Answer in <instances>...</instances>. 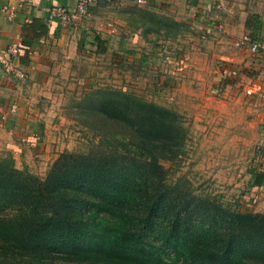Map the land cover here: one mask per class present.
I'll use <instances>...</instances> for the list:
<instances>
[{"label": "trees", "instance_id": "16d2710c", "mask_svg": "<svg viewBox=\"0 0 264 264\" xmlns=\"http://www.w3.org/2000/svg\"><path fill=\"white\" fill-rule=\"evenodd\" d=\"M125 20L144 36L181 27L146 8ZM256 20L244 22L250 34ZM21 33L25 65L46 24L32 19ZM92 42L104 51L99 36ZM66 111L98 137L86 153H60L43 178L0 158V264H264V213L164 184L160 162L178 158L187 138L177 113L110 88L84 93ZM263 184L261 169L251 185Z\"/></svg>", "mask_w": 264, "mask_h": 264}, {"label": "crops", "instance_id": "0c3cea01", "mask_svg": "<svg viewBox=\"0 0 264 264\" xmlns=\"http://www.w3.org/2000/svg\"><path fill=\"white\" fill-rule=\"evenodd\" d=\"M172 1H165L168 4L165 5L164 0H146L147 4L140 6L183 24L195 21L194 27L196 24L201 26L197 30L190 28L192 34L185 35V40L199 44L198 52L182 50V55L178 54L180 59L173 57L167 61L168 64L171 62L169 67H188L189 70L198 67L202 71L208 69L203 67H214L213 73H218L216 80L224 85L223 91L240 87L247 98V112L256 119L260 117L258 124L264 125V58L250 54L246 49L249 42L264 38V0H186L180 7L172 5ZM234 1H240V4ZM75 2L0 0V154H9L17 168L20 164L36 169L33 159L47 155V143L45 145L42 139L40 145L39 139L49 133L46 128L50 120L62 121L61 102L73 94L70 90L74 87L69 85L78 79L73 75L74 67H105L115 62H122L126 67L138 62L142 66L140 62L144 60L152 65V49L146 48L151 34L144 36L139 27L129 28L125 25V16L122 20L104 17L105 12L95 7L96 4L90 10L89 19L66 26L46 22L49 7L59 4L73 9ZM3 6L15 9L16 16L12 21H8L1 11ZM249 15H255L259 24L253 34L244 27ZM32 19H40L46 24V34L29 46L27 63L20 64L24 77L15 79L6 72V49L21 41L22 25ZM95 35L103 40V52L96 51L92 42ZM233 38L242 41L240 49L233 46ZM112 39L118 41L119 50H115ZM239 68H245L246 74H237L236 80L229 79ZM90 81L83 79L82 86ZM169 83L172 87L173 82L167 81ZM82 89L86 90V85Z\"/></svg>", "mask_w": 264, "mask_h": 264}, {"label": "rangeland", "instance_id": "374dc122", "mask_svg": "<svg viewBox=\"0 0 264 264\" xmlns=\"http://www.w3.org/2000/svg\"><path fill=\"white\" fill-rule=\"evenodd\" d=\"M165 1L167 0H164V4L168 5ZM182 1L186 0H173L172 5L180 7ZM127 2L129 4L119 6L100 0L95 7L98 6L105 12L104 17L115 20L126 16L132 8L142 9L133 4L132 0ZM234 2L240 4V1ZM130 22L125 25L134 29L136 22ZM177 23L181 27L174 36H166L164 32L148 33L151 35L148 36L146 48L152 49V65L145 60L140 62L141 59L139 62L142 66L138 62L137 65L132 63L131 67L115 62L114 65L105 67H74L73 75L78 79L71 81L69 85L74 87V90H70L73 94L67 95L61 102L62 121L50 120L46 128L49 133L38 138L40 145L42 139L45 145L47 143V155H40L38 159H33L32 155L36 169L21 167L19 162L17 168L13 161L14 167L43 178L62 148V152L75 154L90 150L97 143L98 137L78 123L73 111H66V105L92 89L110 88L170 109L182 118L187 138L178 158L160 162L165 171L164 184L183 186L195 197L212 199L230 210L264 213V184L259 188L251 185L255 174L264 169V157L260 152L264 147L262 124H258L260 117L256 119L247 112V98L240 87L223 91L224 85L216 80L218 73H213L214 67H203L208 68L204 71L198 67L190 70L188 67H169L171 62L168 64L167 61L173 57L181 58L179 55H182V50L197 53L199 48L195 41L185 40V35L201 26L197 27L196 24L197 28L194 27L192 24L195 21ZM232 40L240 41L238 38ZM111 42L115 44V50H119L118 41L112 39ZM237 74L244 76L246 69L241 68L236 74L229 76V79L236 80ZM85 78L91 79V83L84 84L86 90L82 89ZM167 81L173 82V86L170 87ZM229 93L232 100L229 99ZM5 156L10 155L0 154V158Z\"/></svg>", "mask_w": 264, "mask_h": 264}, {"label": "built area", "instance_id": "2783aa9c", "mask_svg": "<svg viewBox=\"0 0 264 264\" xmlns=\"http://www.w3.org/2000/svg\"><path fill=\"white\" fill-rule=\"evenodd\" d=\"M99 0H76L75 5L72 8L54 4L49 7L47 11L46 22L58 23L61 26L70 25L72 23L83 21L90 16L91 7L98 3ZM107 4H114L122 6L124 2L128 0H103ZM133 4L137 6H145L146 0H132ZM1 11L5 14L8 21H12L16 16V11L13 7L3 6ZM233 46L241 48L243 46L242 41H234ZM246 49L250 54L259 55L264 58V38L257 41L249 42ZM23 48L21 41L18 40L6 49V72L9 76L15 79H22L24 77V71L19 64V58L22 55ZM248 93V92H246Z\"/></svg>", "mask_w": 264, "mask_h": 264}]
</instances>
